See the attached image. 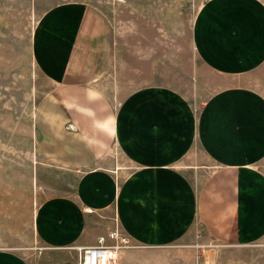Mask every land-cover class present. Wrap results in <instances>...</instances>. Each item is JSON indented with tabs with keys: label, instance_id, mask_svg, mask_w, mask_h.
I'll use <instances>...</instances> for the list:
<instances>
[{
	"label": "crops",
	"instance_id": "obj_1",
	"mask_svg": "<svg viewBox=\"0 0 264 264\" xmlns=\"http://www.w3.org/2000/svg\"><path fill=\"white\" fill-rule=\"evenodd\" d=\"M215 4L195 24L199 58L227 80L258 70L264 5L228 0L239 7L229 15ZM67 9L48 15L56 46L42 59L56 86L37 124L50 162L35 175L48 194L34 213L38 264H77L79 249L114 228L130 242L117 264H193L207 243H264V92L227 83L199 112H168L150 96L116 110L98 89L113 54L110 25L90 6ZM0 264L30 263L0 249Z\"/></svg>",
	"mask_w": 264,
	"mask_h": 264
},
{
	"label": "rangeland",
	"instance_id": "obj_2",
	"mask_svg": "<svg viewBox=\"0 0 264 264\" xmlns=\"http://www.w3.org/2000/svg\"><path fill=\"white\" fill-rule=\"evenodd\" d=\"M258 1L264 5V0ZM214 2V10L225 9L229 15L239 8L231 7L228 0H0V249L19 254L30 264H38L41 257L34 213L48 194L41 191L35 175L50 162L39 149L37 124L56 86L42 66V59L56 46L47 31L55 26L54 22L48 25V15L71 16V9L59 8L90 6L107 20L113 54L98 79V89L116 110L150 96L168 102V112L174 108L169 109L170 105L178 104L199 112L227 83L264 92V65L227 80L212 73L199 58L195 24ZM40 30L43 41L36 45ZM202 249L199 258L191 255L193 264H264V243H207ZM50 254L72 256L71 251Z\"/></svg>",
	"mask_w": 264,
	"mask_h": 264
},
{
	"label": "built area",
	"instance_id": "obj_3",
	"mask_svg": "<svg viewBox=\"0 0 264 264\" xmlns=\"http://www.w3.org/2000/svg\"><path fill=\"white\" fill-rule=\"evenodd\" d=\"M128 247V237L114 228L98 236L94 246L79 249L77 264H117L118 252Z\"/></svg>",
	"mask_w": 264,
	"mask_h": 264
}]
</instances>
